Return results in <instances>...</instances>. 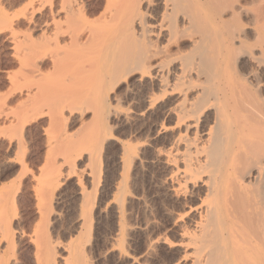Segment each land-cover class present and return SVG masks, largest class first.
I'll list each match as a JSON object with an SVG mask.
<instances>
[{
    "label": "bare ground",
    "instance_id": "bare-ground-1",
    "mask_svg": "<svg viewBox=\"0 0 264 264\" xmlns=\"http://www.w3.org/2000/svg\"><path fill=\"white\" fill-rule=\"evenodd\" d=\"M71 1L62 8L63 19L52 16L43 22L33 18L29 6L24 8L29 30L41 36H27L29 80L20 94L25 90L27 100L36 103L18 117L6 115L8 108L0 111V126L8 122L17 134L50 116L52 131H46L53 137L36 172L26 164V146L15 144L17 134L10 137L1 161L8 166L19 160L21 180L30 175L33 183L38 223L31 233L20 230L16 236L18 241L28 238L30 264H89L82 240L95 235L93 219L107 211L116 227L108 250L118 262L135 264L129 240L151 230L144 257L159 256V264H264V0L257 8L247 0H93V32L88 36L83 32L85 8ZM6 33V41H16L14 16L0 5V35ZM92 44L88 57H77ZM51 46L65 50L69 65L59 101L50 102L53 91L43 80L40 62ZM123 104L127 109L117 117L130 131L120 141L104 119ZM90 109L93 141L73 140L69 122H82ZM166 118L173 121L170 126L161 125ZM147 122L151 133L136 137L133 124ZM111 143L121 147L113 153L119 173L114 177L115 170L109 172L114 177L109 182L107 169L97 170L95 151L106 153ZM150 166L158 168L156 185L167 201L162 213L168 223L148 219L134 225L132 209L149 208L131 190L136 174ZM71 179L73 231L57 250L65 254L58 258L49 226L62 219L54 204ZM104 183L109 192L97 198L93 191L102 193ZM12 210L11 193H1L0 264L21 260L14 252Z\"/></svg>",
    "mask_w": 264,
    "mask_h": 264
},
{
    "label": "rangeland",
    "instance_id": "rangeland-1",
    "mask_svg": "<svg viewBox=\"0 0 264 264\" xmlns=\"http://www.w3.org/2000/svg\"><path fill=\"white\" fill-rule=\"evenodd\" d=\"M69 1L70 0H46V2L43 5H41L39 0H35L33 4L31 3V0H0L1 7H5V9L8 10L14 16V22H15V36H16L15 42L10 43L9 41H6V36L7 37L10 36L8 33H6L7 35H5V34L0 35V100L3 98L2 100L4 101V102L2 101L3 103L0 102L1 107H3L2 109L0 107V109H1L0 111H3V109L8 108L9 112L6 111L7 109H5L4 112H6L5 113L6 115L9 114V117L13 118V117H18V115L20 116L21 113L19 114V112H22L21 110H23V112H24L28 106L36 103L35 100H32L34 102L27 100V97L25 96L26 95L25 90L23 91L24 94H22V95L20 94V93H22L20 91V89L22 88V86H24V84L26 85L25 81L29 80L28 76H29L30 67L27 63L28 62L27 58H25L27 56L26 54H28L27 49L29 47V41L27 39L29 37H27V36L29 34L30 35L32 34L34 40L35 39L38 40L39 37L41 36L40 32L34 34L33 32H31L29 30L28 21L25 18H23L24 8L26 6H29L28 10H29V13L33 15V18L35 20H40L42 22L47 20V19L48 20L52 19V16L57 18V19H59V18L63 19L64 12H63L62 8L65 6H69L70 5ZM71 2L73 4V0ZM247 2L250 3L249 7L257 8L259 6L260 1L259 0H247ZM77 3H80V5L81 6L83 5L85 8V13H86L85 18L87 19V21L85 22V24L83 26V32L88 36L91 32H93V0H77ZM65 39L68 40L67 37ZM89 49L88 48H86V50L82 49L81 51H79L77 57L82 58V59H84L83 57H88L86 55L90 54V53H88V51L90 52L93 50V44H92L91 48H89ZM45 54L47 57L45 56ZM45 54H44L45 60L43 62H40V64L41 63H42V65L44 64L42 66L43 67L42 68L43 69L42 74L44 76L43 78H45L43 80H45L47 82L46 83L44 81V83H46L47 85L49 84V87L52 88V91H53L52 94L53 95L56 94L55 98H54V96L52 97V94H50L51 96L49 95V98H51V100H50V102H51V101H55V99H57V100L60 99L58 97V95H59L58 93L60 92L62 87L59 88V85L62 86V83H63V86H64V83L68 82L65 75H66V72L68 70V68H66V67L69 64L68 63L66 64L67 59L64 57V56H66V53L62 47L51 46L49 49H47V53H45ZM82 59H80V60H82ZM73 61L77 62V58L72 60V63H73ZM92 74H93V71H92ZM77 79H79V78H77ZM21 83H22L21 86L18 85ZM27 83H28V81H27ZM55 83H57V84H55ZM16 86L18 88L14 89V88H16ZM54 89H57V92ZM52 98H54V99L52 100ZM26 101L28 102L27 106H24V103H26ZM89 101H90L89 102L90 105L91 104L93 105V91L89 97ZM5 103H6V106H4ZM7 104H8V106H7ZM92 105H91V107H92ZM126 109H127V104H126V106H124V104H123L122 106L117 107V112H118L117 114H115L114 116H110L109 120L107 117L104 119L105 125H107L108 128H111L112 131L115 130L114 134H115L116 138L119 139L120 141L126 140L125 136L127 135V132H128L126 130L130 129L129 127L127 128V126H123L124 124L122 125V123L120 122V117H117V116H120L121 114H123L126 111ZM92 113H93V109H90L89 114L84 116L82 122H79L77 124H73V123L69 122L67 128H69L70 135H71V138H73V140H76V141L77 140L78 141L83 140L85 142L93 141L92 136H93L94 125H93V121H92V119H93ZM15 114H16V116H14ZM115 118H117V119H115ZM26 120H28V119H26ZM111 120H112V122H111ZM118 120H119V123H118ZM32 122L33 123H29V125L26 127V129H25L26 131L24 130V132L22 131L21 133H18L19 135L15 132L13 133V129L10 128L8 122H6V125L2 124L0 126V129H1L0 130V194L3 192L9 191L11 193V196H12V203H13V210L11 212L12 232H13L14 238H16L15 239L14 252H15V255H18V256H16L17 259L18 258H19L18 260L21 259L19 261V264H30V256H31L30 254L32 253L31 250H33V249L30 248L31 247L30 244H27L28 238L23 239V241L20 240L21 241L20 242V241H18V237H16V236H18V234L22 232L20 230H23L25 232L28 231V233H31L32 232L31 230H33L32 227L37 225V223H38V219L36 218L37 215H35L36 209H35L34 197H31L33 195L30 194V193H33L31 191L33 189V185H31V184H33V183L32 182L30 183V181H32L30 175H29L28 180L27 179L21 180L22 178L19 176V170H20V167H19L20 165L18 166V163H20L19 160H17V163H15V165L12 164V165H8V166H1V163H2L1 161L7 155L6 150H7V146H8L10 137L11 136L14 137V134H17L18 136L15 135V137H14V139H15L14 142L16 141L15 144L22 143V146H24V147L26 146L25 147V150H26L25 161H26L27 166H29L28 167L29 170L31 171L32 169H34V171L36 172L37 169L39 167H41V165L44 162L45 156H46L45 153L47 151L48 141L51 139V136H52V135L49 136V134H53V133L49 132V131H52L50 129V116H45L44 118H42V120L40 119L38 121H32ZM108 122H110L111 124ZM171 122H173L171 119L166 118L165 120H162L161 125H162V123L163 124L165 123L164 125L170 126L172 124ZM116 124H118V126ZM135 124H133V126L131 127V129H132L131 131H134V129H138V130H135L136 131V135H135L136 137H140V135H141V137L144 138V137H147L151 133V131H150L151 127H150V124L148 122L145 124H143V123H141V124L137 123V125H135ZM21 125H22V123H21ZM21 125L19 127H21ZM109 125H111V126H109ZM113 125H114V127H113ZM138 125H140V126L142 125L141 128ZM143 125L145 127H143ZM8 126H9V128H8ZM148 129H150V130H148ZM8 130H10V132ZM46 130H49V131H46ZM17 131H19V130H17ZM137 132H138V134H137ZM144 135H146V136H144ZM120 147L121 146L118 143H111L108 146L109 152L107 151L106 153H102L99 149H97L95 151V165L97 167V170L100 172V171H104L103 169L106 168L107 170L106 169L105 170L107 171V177L110 176L109 179H107L108 181L110 179H113L117 175V173H119L118 166H116V164L113 162L114 161L113 157H114V154L116 152H118L116 150H119ZM103 155L105 156V159H104ZM110 155H111V157H110ZM80 166H84V164L79 163V168H80ZM92 166H93V162H92ZM150 167H149L150 169L147 168L149 170L145 171V173H143V175L140 172L136 174L139 176V178H138V176H135V178L137 180L135 179L134 184H136L137 186L133 184L134 187L131 190L132 192L134 191L135 193H137V192H138V194L140 193V195L146 199L145 202L149 208L148 210H146V212H144V210H142L140 207L137 208V207L132 206L134 208L133 209L131 208L133 213L131 211L130 219L132 217H133V219H131L130 222L134 225H138V224L144 222V220L147 221L148 219L154 221L158 225H162V224L165 225L168 223L166 220L167 217L163 216L164 214L162 213L163 207H165L167 205V201L165 200V198L162 197L161 192L156 185L158 168H157V166H150ZM109 169L111 171H109ZM112 170L113 171L115 170L118 172L114 171V173H113L114 175H112L114 177L111 178L110 173L113 172ZM139 174H141L142 176ZM72 179H74V178H72ZM72 179L69 180L67 182V184H65L67 190L65 189V186H64V188H63L64 193L62 192V199L58 200L60 202H57V200L55 201L56 203L54 202L55 203L54 208L56 210L58 209V211L60 210V212L62 214V219L58 222L57 225H55L56 227L53 226L52 224H51V226H49L50 238L56 239V240H52V241H55V244L58 247L56 249V252H57V250H58V252L61 251L62 248L60 249L59 248L60 246H64L65 244L68 243L69 237L73 231V229H72L73 228V216H72V212H71V207H72V200H73L72 193L74 190H73V185L71 186V184L74 180H72ZM108 181H107V183L109 184L110 181L109 182ZM107 183H104V185H103L104 190L103 189L102 190L104 193L103 192L100 193V191H96V192L93 191V195H95V193H96L97 198H98V196L103 194L102 196H103V198H105L106 193L109 192V187H108L109 185ZM102 184L103 183L98 185L99 188H97V190L100 189ZM67 186H69V187H67ZM65 191H67V192H65ZM22 197H24V198H22ZM18 200L20 201V203L17 202ZM164 204H166V205H164ZM134 205L139 206L137 204H134ZM107 215H108V217H106ZM96 219H98V220H96ZM18 220H20V221H18ZM17 221H18V223H17ZM137 221H142V222H137ZM15 223H17V225ZM21 223H22V225H20ZM112 224H114V220L112 218V214H110V211H107L106 215L104 214L103 216H99V217H96L93 219V233H95V235L92 233L93 237L87 235L82 240L83 244L86 245V247L88 249L87 259L90 258V260H91L90 261L88 259V262H90L89 264H91V263L92 264H125L123 262H118L117 260H114L115 257L113 258L112 253H110L108 250V247H110V240L113 238L112 235H115V230H116L115 229L116 227L113 228L115 226V224L114 225H112ZM14 225H15V227H14ZM18 225H20V226H18ZM17 226L20 227L21 229L19 228V229L14 230V228H18ZM25 228H26V230H25ZM113 229H114V231H113ZM151 236H153V234L150 230L149 232H147L145 234L144 233H141V234L135 233L132 236L134 239L130 238V240H129L130 243H128L127 248H129V251H130L129 255L131 257H133V259L135 260V264L136 263H138V264H159V263H161L162 260H161V258L159 259V256L158 257L157 256L151 257V259L146 257V256L144 257V252H145L144 250H145V245L147 242L146 240L148 238H151ZM24 240H25V242H24ZM86 240H91V241L87 242ZM131 240H133L132 243H131ZM62 241H63V243H61ZM90 249H91V253H90ZM58 252H57L58 258H61L65 255L63 250H62L63 253L62 252L58 253ZM102 252H103V254H102ZM60 254L61 255L64 254V255L61 256ZM100 255H101V257H100Z\"/></svg>",
    "mask_w": 264,
    "mask_h": 264
}]
</instances>
